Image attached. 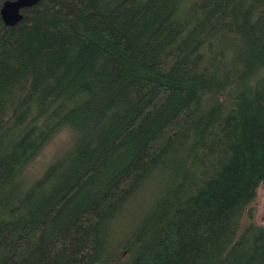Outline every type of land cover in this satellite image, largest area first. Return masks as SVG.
<instances>
[{
  "label": "trees",
  "instance_id": "trees-1",
  "mask_svg": "<svg viewBox=\"0 0 264 264\" xmlns=\"http://www.w3.org/2000/svg\"><path fill=\"white\" fill-rule=\"evenodd\" d=\"M21 12L0 14V264H264V0Z\"/></svg>",
  "mask_w": 264,
  "mask_h": 264
},
{
  "label": "rangeland",
  "instance_id": "rangeland-1",
  "mask_svg": "<svg viewBox=\"0 0 264 264\" xmlns=\"http://www.w3.org/2000/svg\"><path fill=\"white\" fill-rule=\"evenodd\" d=\"M73 136V131L66 127L60 130L42 149L37 157L29 164L26 170L28 179H32L45 165L61 150L65 149ZM61 151V152H62ZM256 217L259 221H264V186L261 185L258 189V198L256 201Z\"/></svg>",
  "mask_w": 264,
  "mask_h": 264
},
{
  "label": "water",
  "instance_id": "water-1",
  "mask_svg": "<svg viewBox=\"0 0 264 264\" xmlns=\"http://www.w3.org/2000/svg\"><path fill=\"white\" fill-rule=\"evenodd\" d=\"M39 1L40 0H4L0 8V14L4 24H15L22 18L23 14L21 10L23 8L32 6ZM262 185L264 186V179L262 180Z\"/></svg>",
  "mask_w": 264,
  "mask_h": 264
}]
</instances>
